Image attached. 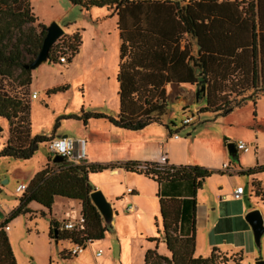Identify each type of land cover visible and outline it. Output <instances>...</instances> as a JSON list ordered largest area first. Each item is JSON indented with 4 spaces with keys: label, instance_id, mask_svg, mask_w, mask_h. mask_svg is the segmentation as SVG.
<instances>
[{
    "label": "trees",
    "instance_id": "1",
    "mask_svg": "<svg viewBox=\"0 0 264 264\" xmlns=\"http://www.w3.org/2000/svg\"><path fill=\"white\" fill-rule=\"evenodd\" d=\"M67 1L83 11L106 8L118 18L121 40L117 74L119 113L116 118L89 112L63 119L84 123L90 119L106 120L115 128L132 132L153 124L162 125L167 113L164 85L169 83L204 87L205 106L199 114L210 113L215 117H225L248 101L255 104L264 96V34L255 33L253 26L250 33L244 35L237 23L240 15L237 3L218 4L212 0L190 1L183 5L170 1ZM246 12L251 21L250 4ZM45 28L33 14L29 0H0V120L8 124V138L0 151V159L30 160L40 145L52 140L46 136H31L30 102L27 99L31 74L24 68L38 54ZM184 34L196 40V56L191 55L188 46L180 50ZM246 36L247 40L243 41ZM58 42L69 51L66 63L69 65L78 53L81 37L77 33L64 35ZM54 48L49 52L50 64L56 63ZM12 80L16 82V88L10 85L9 90L7 83ZM67 91V86L52 88L46 92V98ZM173 127L175 124L171 123L167 128L170 131ZM53 166L54 169L46 166L34 176L19 199V207L0 223V264H17L5 227L18 214L28 212L26 208L31 202L47 211L51 210L56 197L79 202L82 229L60 231L59 225L51 221L50 240L66 241L71 245L103 240L111 227L103 224L102 216L90 200L94 188L88 176L114 169L142 175L157 184L189 182L193 190L187 201L191 214L190 232L186 237L180 236L179 231L183 212L180 201L159 199L164 242L170 258L150 250L143 264H241V256L223 255L216 249L206 258L194 257L195 195L203 181L212 176V171L198 166L160 167L157 163L138 162L77 166L64 161ZM258 173H264V166L240 174L252 176ZM253 187L255 196L263 198L259 184L253 183ZM61 254L62 260L71 257L66 251Z\"/></svg>",
    "mask_w": 264,
    "mask_h": 264
},
{
    "label": "rangeland",
    "instance_id": "2",
    "mask_svg": "<svg viewBox=\"0 0 264 264\" xmlns=\"http://www.w3.org/2000/svg\"><path fill=\"white\" fill-rule=\"evenodd\" d=\"M30 2L32 12L40 24L48 27L51 23H56L66 33L72 32L69 24L78 20L79 9L74 8L67 0H30ZM55 61V64L43 63L30 71L31 82L27 90V99L30 102L31 136L51 137L55 129L56 136H60L59 138L63 136L75 138L76 131L78 127L82 128L83 122L61 118L68 115L78 116L82 106L85 111L112 115L113 113H110V109L104 103L106 96L112 95V90H108L107 84L102 88V83H99L91 73L84 74V63L76 62L75 58L69 65L59 64L57 57ZM60 84H65L62 86H67L68 91L46 98L44 90L48 86ZM81 84L84 86V95L80 91ZM7 85L9 90L10 85L16 88L14 80L9 81ZM34 93L38 96L37 100H32L31 96ZM202 105L200 101H197L186 113L173 111L176 128L172 129L178 138L187 142L191 159L202 164L199 167L215 166L222 150L236 168L238 167L237 159H241L242 167L255 166L258 162L259 166H264V97L259 98L255 104L248 101L225 117H215L210 113L199 114ZM186 118H191V123L183 126L182 121ZM7 138L8 124L5 120H0V151ZM239 141L246 145V149L239 152L238 156L229 155L227 145ZM50 158L47 145L42 144L30 160L0 159L1 214L9 217L19 207V199L23 193L16 192L17 186L30 182L46 166L55 168L52 161H49ZM92 177L101 183L110 179L106 174ZM222 178L228 177L222 176ZM209 179L212 188L216 178L210 176ZM241 185L248 194L249 186L244 178L241 179ZM247 196L245 195L243 199L245 203L254 202V195L251 199ZM118 207L119 216L117 219L113 217L117 223L112 225L113 231L110 230L101 242L86 244L83 254L78 257H69V261L65 263L60 257L63 250L61 251L55 240L49 239L51 220L48 212L35 202L29 203L26 208L28 212L18 214L7 224L9 229L6 234L16 263L141 264L146 253L154 248L160 256L168 258L169 252L164 242L162 220L159 214L128 215L126 212L128 206H124L122 200ZM53 212L57 216H62V213H66V216L67 214L74 216L77 209L74 202L59 198L55 201ZM70 221L76 222L77 219ZM141 233L149 237L145 238V235H140ZM251 235V247L241 249L243 253L241 264L264 261V233L259 245L255 242L252 231ZM63 246L66 247L64 251L67 252L68 246L64 244ZM97 251L101 252V258H97ZM235 259H238V256Z\"/></svg>",
    "mask_w": 264,
    "mask_h": 264
},
{
    "label": "crops",
    "instance_id": "3",
    "mask_svg": "<svg viewBox=\"0 0 264 264\" xmlns=\"http://www.w3.org/2000/svg\"><path fill=\"white\" fill-rule=\"evenodd\" d=\"M138 1H170L178 2L183 5L187 2L198 0ZM212 1H215L218 4H239L238 10L240 15L237 21L239 29H242V32H244L245 35L247 33L249 34L251 28L253 29L254 26L255 33L264 34V0ZM29 3L31 4L30 0ZM249 4L252 6L253 11L251 21L246 12ZM73 7L78 8L75 6ZM78 9V20H74L69 24L72 32L68 34L64 30V35L71 36L76 33L80 35L81 45L74 58L76 59V62L84 63V74L91 73L94 78L98 79L99 83H102V88L107 84L106 86L109 87L108 90H112V95L109 94L106 96L104 103L106 107L110 109V113H113V116L103 112L102 114L116 118L119 113L117 74L120 62L119 50L121 45L120 32L117 29L118 18L106 8H93L89 11H83L80 8ZM241 11L243 12L241 13ZM246 40L247 36L243 38V41ZM185 46H188L191 49V55L196 56L198 50L196 40L186 34H184L180 40V50H183ZM62 85L65 84L48 86L44 91L47 92L52 88L61 87ZM198 90L200 89L189 84L169 83L164 85V91L167 98V113L162 119V125L153 124L141 131L132 132L115 128L106 120L90 119L86 123L83 122L82 128L78 127L75 134L76 137L71 139L75 141L83 140L85 142L84 151L87 165H107L127 162L158 163L161 157H166V164L168 166L199 167V165L202 164L191 159L187 142L182 141L180 138H174L175 133L172 129H175L176 126L169 128L171 129L170 131L167 128L169 127V124L174 123L173 111L186 113L189 111L190 106L194 105L197 101H200L203 104L199 111L204 108V97L200 96L199 100H196L195 98V94ZM80 91L81 94L84 95V86L82 84L80 86ZM262 97L264 96L259 98ZM37 99L38 96L36 99L32 100ZM89 112L90 111H85L84 106H82L78 116H80L81 113ZM64 117L67 116H63L61 119ZM56 135L57 131L54 129L51 138L55 139L60 137ZM238 155L239 152L236 151L235 155L231 156ZM237 163L238 167L236 168L230 163L225 151L222 150L218 155V161L215 166H204L208 169H214L212 170V178L216 179L213 183L214 187L212 188L209 183L210 179H205L202 183L201 189L198 190L195 195V258H206L214 249L223 255H238L242 257L243 253L241 249H249L252 245V230L249 224L244 220L247 213L253 210H258L263 219L264 197L261 198L255 196L253 183L259 184L262 193H264V173H258L252 176L241 175L240 173L259 167L260 164L258 162L255 166L242 167L241 159H237ZM224 166H228V169L224 170ZM100 174H106L110 179L102 183L99 180L93 179L92 176ZM222 176L228 178L225 179L222 178ZM243 178L245 179V183L249 186L248 194H246V189H244L243 197L236 200L233 198L232 194L237 187H242L241 179ZM88 180L90 185L94 188V191H100L106 201L110 204L112 211L111 220L109 223H106L103 219V224L110 226L112 231V225L116 223L113 217L117 219L119 216L118 205L121 200L123 201L124 206H128L126 211L128 215L134 214L139 216L149 213L156 215L158 213L160 216L159 199L164 198L180 201L183 208L182 222L179 230L180 236L186 237L189 235L191 207L187 201L191 199L193 192L189 182L157 184L142 175L128 173L122 169L107 170L99 174H90ZM28 183L24 185L27 186ZM245 195H248V199H251L252 195H254V202H249V204L245 203V201H243ZM59 198L60 197L55 198L54 204ZM65 200L74 202L77 209L76 215L72 216L71 214H67L66 216V213H62V216H57V214L53 212L54 204L50 211L45 209L50 216V220L59 225L60 231H62L61 223L64 222V220L70 221L76 218L78 221L81 212V207L78 201ZM7 218L8 216H6V214L0 213V223ZM106 235L104 239L106 238ZM140 235H145V238L149 237L143 233ZM56 244L60 246L61 251H64L66 248L63 244L68 246L67 249H70L71 247V244L66 241H57ZM151 251H155L158 254L156 248ZM101 257L102 255L99 256V258ZM168 258H170V254ZM68 261L69 259L62 260V262L65 263ZM143 263L144 260L141 264Z\"/></svg>",
    "mask_w": 264,
    "mask_h": 264
},
{
    "label": "built area",
    "instance_id": "4",
    "mask_svg": "<svg viewBox=\"0 0 264 264\" xmlns=\"http://www.w3.org/2000/svg\"><path fill=\"white\" fill-rule=\"evenodd\" d=\"M54 53L58 58V63L60 64H66L68 57H69V51L66 47L59 44L57 41L54 45ZM32 99H36L37 95L34 93L32 94ZM191 118H186L182 121V125L186 126L191 123ZM175 139L178 137L175 135ZM84 144L85 142L83 140L75 141L68 137H61V138H55L50 140L47 145V152L50 155V157L53 159L55 156H60L64 159V161L71 165H87L85 161V151H84ZM235 149L237 152H242L246 149V145L239 141L234 144ZM167 160L166 157H161L159 162L157 163L160 167H163L166 164ZM224 170L228 169V166L223 167ZM26 190L25 185H19L16 188L17 193H23ZM244 189L242 187H237L233 191V198L238 200L243 197ZM61 228L63 231H79L82 229V220L79 218L76 222L71 221H64L61 223ZM9 228L8 226L5 227V231H7ZM88 244V243H87ZM86 247V243L84 244H73L71 245L70 249H68V253L71 257H78L80 256ZM101 255L100 251L96 252V256L99 257ZM166 264V263H162Z\"/></svg>",
    "mask_w": 264,
    "mask_h": 264
},
{
    "label": "water",
    "instance_id": "5",
    "mask_svg": "<svg viewBox=\"0 0 264 264\" xmlns=\"http://www.w3.org/2000/svg\"><path fill=\"white\" fill-rule=\"evenodd\" d=\"M64 36V30L60 28L56 23H51L48 27L45 28V36L42 41L41 48L36 55L35 59L28 65H25V69L34 70L43 63L50 64L49 52L53 45ZM200 96L204 97V87L200 88L195 94L196 100H199ZM229 155H235L236 149L234 144L227 145ZM53 164H62L64 159L60 156H55L52 159ZM90 200L92 204L97 208L102 219L109 223L111 220V207L110 204L106 201L105 197L100 191H94L90 194ZM245 221L251 227L255 242L259 245L260 238L264 233L263 219L258 210H253L247 213L245 216ZM57 232L54 231V237L56 238ZM56 241V240H55ZM57 242V241H56ZM255 264H264V261H257Z\"/></svg>",
    "mask_w": 264,
    "mask_h": 264
}]
</instances>
